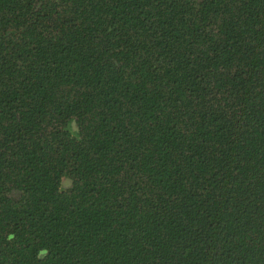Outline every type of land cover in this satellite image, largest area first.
Wrapping results in <instances>:
<instances>
[{
  "label": "trees",
  "instance_id": "1",
  "mask_svg": "<svg viewBox=\"0 0 264 264\" xmlns=\"http://www.w3.org/2000/svg\"><path fill=\"white\" fill-rule=\"evenodd\" d=\"M0 264H264V0H0Z\"/></svg>",
  "mask_w": 264,
  "mask_h": 264
}]
</instances>
